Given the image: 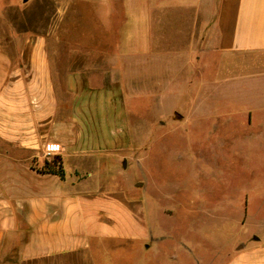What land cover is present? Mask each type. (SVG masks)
Wrapping results in <instances>:
<instances>
[{
	"label": "crops",
	"instance_id": "obj_1",
	"mask_svg": "<svg viewBox=\"0 0 264 264\" xmlns=\"http://www.w3.org/2000/svg\"><path fill=\"white\" fill-rule=\"evenodd\" d=\"M123 1L121 11L118 0H0V264H116L108 245L150 249L168 240L159 223L151 228L165 215L156 203L122 184L136 147L148 150V140L143 133L139 144L132 135L118 138L121 119L112 102L96 107L98 95L117 89L126 103L123 83L137 74L143 101L149 87L164 98L163 90L176 99L183 88L193 93L181 119L207 116L214 96L235 104L228 88L213 91L214 74L198 63L196 50L182 49L174 26L170 38L164 12L149 9V0ZM69 3L92 5L99 44L60 37ZM49 5L55 12L35 10ZM214 32L222 67L244 66L246 57L264 52V0H218ZM88 51L93 63L85 62ZM229 76L226 84L235 81ZM234 108L223 114L234 117ZM157 252L163 264H181L179 254ZM228 252L226 264H264V226Z\"/></svg>",
	"mask_w": 264,
	"mask_h": 264
},
{
	"label": "rangeland",
	"instance_id": "obj_2",
	"mask_svg": "<svg viewBox=\"0 0 264 264\" xmlns=\"http://www.w3.org/2000/svg\"><path fill=\"white\" fill-rule=\"evenodd\" d=\"M217 4L218 0H149V9L165 13L162 21L170 27V38L174 33L182 49L196 50L198 63H204L208 74H214L213 91L228 88L236 98L235 104L228 101V107L214 96L213 110L207 116L181 119L189 110L193 93L183 88L184 96L176 99L171 91L162 89L169 96L165 99L158 89L149 87L143 101L137 74L131 77L132 82L123 83L130 93L126 103L122 104V93L117 89L95 99L96 107H101L104 100L112 102L121 119L118 138L125 141L132 135L138 144L141 133L147 138L148 150L140 152L136 147V161L127 164L121 183L138 186L135 192L140 194L141 190L165 214L158 222L154 218L151 228L157 231L159 223L168 240L160 248L149 243L150 249L119 242L108 245L105 252L116 264H163L165 258L157 251L179 254L181 264H226L229 249L237 241L256 236L264 226V52L246 57L244 66L222 67L215 46ZM125 6L118 0L117 10L123 11ZM35 10L38 14L55 12L53 5L36 6ZM65 11L69 14L59 25L63 41L76 45L80 39L90 44L97 41L100 31L93 26L92 5L69 3ZM80 29L85 35H80ZM164 33L161 30V35ZM94 55L88 51L85 62L93 63ZM99 62L103 64L104 60ZM229 75L235 81L226 84L223 78L227 80ZM233 108L239 111L234 117L223 114L229 109L235 113ZM241 118L245 125H240ZM143 181L147 185L141 189Z\"/></svg>",
	"mask_w": 264,
	"mask_h": 264
},
{
	"label": "built area",
	"instance_id": "obj_3",
	"mask_svg": "<svg viewBox=\"0 0 264 264\" xmlns=\"http://www.w3.org/2000/svg\"><path fill=\"white\" fill-rule=\"evenodd\" d=\"M53 154H55V153L52 150H48L47 153H46L47 156H51Z\"/></svg>",
	"mask_w": 264,
	"mask_h": 264
}]
</instances>
